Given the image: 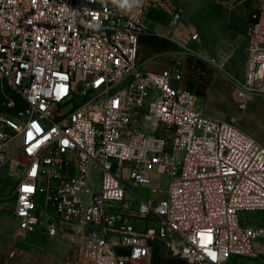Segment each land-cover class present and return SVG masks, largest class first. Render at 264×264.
<instances>
[{
  "label": "built area",
  "instance_id": "1",
  "mask_svg": "<svg viewBox=\"0 0 264 264\" xmlns=\"http://www.w3.org/2000/svg\"><path fill=\"white\" fill-rule=\"evenodd\" d=\"M149 5L168 9L172 24L183 19L164 0H139L128 14L113 0H0V78L25 102L0 114V169L14 158L24 166L14 187L18 229L74 241L83 264L140 263L158 241L184 264L256 255L264 224L242 223L239 212L264 211V138L205 112L172 69L139 63ZM247 52L242 78L211 58L241 110L264 96L261 12ZM154 172L171 176L157 204L130 188L151 187ZM150 215L160 227L133 221Z\"/></svg>",
  "mask_w": 264,
  "mask_h": 264
},
{
  "label": "rangeland",
  "instance_id": "2",
  "mask_svg": "<svg viewBox=\"0 0 264 264\" xmlns=\"http://www.w3.org/2000/svg\"><path fill=\"white\" fill-rule=\"evenodd\" d=\"M164 1H167L172 8L182 11V25L187 33V39L191 40L190 33L199 34L198 40L203 47L199 49V53L204 55L206 52L218 64H222L228 74L236 78L243 77L252 15L261 12L264 21L263 0ZM254 100L250 108L243 111L245 115L242 120L245 118L256 131L264 133V96ZM12 102L14 105L11 104ZM24 105L22 96L0 78V114L12 115ZM73 106L72 101L64 110L67 111ZM232 110L235 114V110L239 109L233 104ZM231 115L233 113L228 114L225 119L231 120ZM253 136L258 140L264 138V136L262 138ZM19 142L20 139L9 142L8 152L13 154ZM20 159L14 158L0 169V264H83L74 241L68 238H51L41 232L24 235L19 231L13 209L14 187L18 176L24 171ZM99 174V169L93 171L95 178L99 177ZM153 178L154 184L151 187L131 185L130 188L142 199L150 197L154 200V204H157V200L166 197L171 176L168 173L154 172ZM128 198L133 199L129 193ZM133 210L138 213V202L134 203ZM239 217L242 223L260 224L264 222V211L242 210L239 212ZM133 221L139 228L147 225L158 228L161 225V219L153 215L147 218L136 216ZM166 257L173 256L165 251L163 242H158L149 258L131 264H160ZM238 257L233 256L226 264H236Z\"/></svg>",
  "mask_w": 264,
  "mask_h": 264
},
{
  "label": "crops",
  "instance_id": "3",
  "mask_svg": "<svg viewBox=\"0 0 264 264\" xmlns=\"http://www.w3.org/2000/svg\"><path fill=\"white\" fill-rule=\"evenodd\" d=\"M119 9L124 14L131 11L127 7L119 6ZM171 18V12L159 5H149L143 10L141 21L145 29L139 33V63L152 71L172 69L173 83L197 93L199 104L205 112L223 119L233 113L231 120L234 119L252 136L262 138L263 132L256 131L245 118L242 120L245 115L244 110L238 108L239 110H235L234 114L232 109L233 104H236L233 82L224 75L205 51L204 55L199 53V49L203 47L199 40L192 38L194 33H190L191 40L186 38L183 19L178 24H172ZM185 46L194 53H183ZM177 66L180 68V76L176 73ZM254 102V99L251 100L246 109ZM255 251L256 255L253 256H239L236 264H264V238L255 241Z\"/></svg>",
  "mask_w": 264,
  "mask_h": 264
},
{
  "label": "trees",
  "instance_id": "4",
  "mask_svg": "<svg viewBox=\"0 0 264 264\" xmlns=\"http://www.w3.org/2000/svg\"><path fill=\"white\" fill-rule=\"evenodd\" d=\"M158 242H161V241H158ZM158 242L155 244V246L158 244ZM155 246H154V248H155ZM154 248H153V250H154ZM160 264H184V262H183V260L181 258L173 256V257L164 258L163 260H161Z\"/></svg>",
  "mask_w": 264,
  "mask_h": 264
},
{
  "label": "clouds",
  "instance_id": "5",
  "mask_svg": "<svg viewBox=\"0 0 264 264\" xmlns=\"http://www.w3.org/2000/svg\"><path fill=\"white\" fill-rule=\"evenodd\" d=\"M113 2L119 4L121 8L127 7L128 9H131L133 4L139 3V0H131V2L130 0H113Z\"/></svg>",
  "mask_w": 264,
  "mask_h": 264
}]
</instances>
